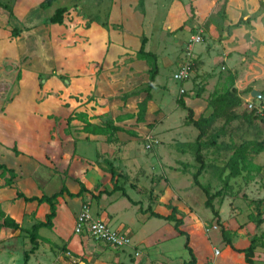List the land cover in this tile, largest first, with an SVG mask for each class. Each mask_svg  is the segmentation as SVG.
Instances as JSON below:
<instances>
[{
	"label": "crops",
	"instance_id": "1",
	"mask_svg": "<svg viewBox=\"0 0 264 264\" xmlns=\"http://www.w3.org/2000/svg\"><path fill=\"white\" fill-rule=\"evenodd\" d=\"M14 1L15 4H22L24 10L21 15L17 16L11 7L12 18L8 13L0 10V37H2L0 42L7 46L12 44L21 47L26 43L30 44L29 37L34 36V44H37V38L42 52L37 54L31 49H29L31 52L25 48L21 49L22 53L13 61L20 65V71L16 78L17 81H20L23 72L29 69L33 74V84L30 90L32 95L30 99L23 102L27 91L23 88L18 89L17 85L11 100L0 111V165L11 170L16 176L11 186L4 185V179L8 178V175L5 174L3 178H0V210L4 213V217L13 220L20 227V230L0 227V264H25V255L29 252L24 250H29V248L32 250L33 247L34 251L28 255L26 264H191L186 248L184 252H187V257L184 252L179 256L173 253L175 239L183 236L175 230L174 223L153 217L150 214L151 210L155 214L166 217L170 215L171 210L166 209V211L162 207L164 211H159L154 208V204L161 202L159 195L163 189H161L160 182L156 183L155 187L147 173L153 175L166 170L179 176L176 173L179 164H185L186 159L184 160L183 157L188 154L186 150L176 146L177 143L180 144V141L173 142L167 147L159 140V134L156 133L155 136L152 132L153 127L146 128L147 125L154 122L162 125L163 120L169 115L164 113L161 105L163 94L154 93L159 88H163L162 90L166 94L168 90L162 84L157 83L158 79L155 76L153 88L148 91L147 99V92L132 93L133 84L127 83L126 80L133 79L135 72H139L140 77H142L141 74L145 77L147 72L146 64L135 58L137 50L134 53H129L134 55V58L127 62L129 69L126 74L128 76L109 73V69L113 67L115 61L127 57L124 51L119 50V44H125L131 49L136 48V44L132 46L128 44L129 39L124 34V32L130 33V30L135 29L132 22H126L127 12L136 4V0L112 1L109 25L114 27V24H119L120 21L125 24L124 32L117 36L118 42L115 41L114 45L108 43L112 41L111 37L105 27L97 21L89 23L87 28L76 30L66 29L63 20L60 25L44 24L48 15L50 17V14L52 15L57 8L53 9L52 13H47L49 6L46 9L38 8L39 3L43 0ZM160 1H164L167 7L174 3V0ZM167 2L171 4H167ZM217 2L218 5H223L224 25L233 26L240 20L248 19V22H242L240 26L248 28L244 30L245 33L241 32L237 37L238 34L233 31L226 38L227 41L237 42L235 39H240L241 35L248 38L257 37L256 30L264 27V10L257 14L259 0H192L193 17L191 20L195 24L200 23L201 20L198 18L202 19L200 17L204 15L202 11L213 8ZM143 18L144 16L141 15L139 23ZM135 19L138 21L137 18ZM14 25L23 26L24 29L20 28L21 32L12 38L11 43H8L7 37L11 34L4 31L3 27H15ZM167 25V23L164 24V29L172 33L174 31L172 26ZM157 26L158 24L155 27ZM92 32L96 33V41L99 42L98 51L94 56L87 52V47H91L92 41L89 37ZM159 35H162V28H160ZM143 38H145L146 44L147 39ZM110 45H112L111 50ZM199 51L197 50L193 55L195 65L199 61H204ZM155 57L157 64V56L155 55ZM222 58H224L223 70H232L231 57H229L230 60H227L226 57ZM178 60L175 58V62ZM41 62L42 66H40ZM177 66H179L178 62ZM203 68L205 67L203 66ZM203 68L201 67L199 71H203ZM41 74L45 75V79L41 80L43 84L39 86L36 78ZM216 80L209 77L207 82L210 85L206 83L201 94L199 92L195 97L181 99L184 105L191 110L193 119H197L199 116L206 117L208 111L205 99L209 92L214 93ZM185 82L190 83L188 89L190 91L192 89L191 78ZM222 83L224 85L220 86L221 91L226 84L224 78ZM183 84H180L178 89L180 95L185 94ZM252 88L258 92L261 91L255 86ZM180 90L183 92L180 93ZM178 99L174 100L176 106ZM143 101L144 111L141 113L139 121L137 119L138 105ZM75 115L81 117L77 118ZM82 121L97 127L107 122L120 130L113 133L107 132L104 135L92 134L82 130L84 125ZM193 129L197 135L195 128ZM165 137H167L166 134ZM175 137L179 138L180 134ZM153 138L162 143L159 144L160 146L158 145L159 147H154L153 151L150 149L151 153L147 152L149 155H146L143 144ZM186 142L187 144L193 143L187 140ZM134 146L138 149H135ZM171 150L176 151L169 153ZM106 162L111 164L115 173V183L123 190L124 194L120 190L114 191L112 176L108 172ZM258 162V157L251 161L253 165L260 167ZM136 173L140 175L139 180L131 181L132 185L131 182H125V176L129 179V175H131L129 180H132ZM240 176L242 177V173ZM240 176L237 177L240 178ZM247 177L251 180L253 174L247 175ZM244 181L246 182V180ZM81 186L85 188V191L80 196L70 197L64 193L56 199V215L52 226L50 228L41 227L37 230V244L34 246L30 242L28 232L34 225L45 221L50 208L47 203L25 201L24 198L50 197L59 193L62 188H66L72 195H77L81 191ZM150 188H154L151 204L149 200ZM170 193L173 194V192ZM18 194L23 197H18ZM186 198L192 200L189 196ZM225 198L228 197H223V194L220 197L223 204H221L220 218L217 224L214 220L209 223L199 219L202 221L201 223L207 222L208 227L210 224L213 225L212 228L215 230H220L218 226L220 224L227 235H231L236 231L228 228L223 216L229 217L226 204L231 205L232 203H229L228 200L225 202ZM250 198V203L257 205L255 199ZM180 200L176 199L177 204L171 201V208L175 207L181 211V208L177 207ZM190 200L183 201L184 208L188 209L189 213L193 211L189 206L193 201ZM202 202L204 204V200ZM83 203L89 205L94 218L104 222L110 229L128 236L131 244L120 250L104 243L94 242L86 231L75 234L76 216ZM257 203L259 205L257 207L260 208L261 202ZM224 206L226 214L223 215ZM254 210L256 213L258 209ZM258 212L262 214L264 210H258ZM176 217L182 218L178 215ZM59 225L62 229H58ZM187 228L186 225L179 227L180 231L186 234L196 233L195 239H202V232L208 235L210 229L205 232L194 224ZM256 233L255 231L254 235H257ZM227 238L232 243L230 237ZM59 240L63 241L61 250L57 248ZM223 244L225 245L223 251L217 249H213L212 252L208 251L209 257H213L212 264H246L244 254L236 251L246 248H240L233 243L230 246L224 240ZM21 246L24 251L23 262H21L22 253L20 255L18 248ZM188 246L194 255L195 264H204V258H199L190 239ZM216 250L219 254L214 257L213 254ZM256 250L257 248L252 257L253 263L264 264L258 258ZM67 252L70 253V256L66 254ZM219 258L220 260H218Z\"/></svg>",
	"mask_w": 264,
	"mask_h": 264
},
{
	"label": "rangeland",
	"instance_id": "2",
	"mask_svg": "<svg viewBox=\"0 0 264 264\" xmlns=\"http://www.w3.org/2000/svg\"><path fill=\"white\" fill-rule=\"evenodd\" d=\"M112 1L113 0H52L50 1L47 13H52L51 11L53 9L64 7L65 12L62 15L63 24L66 29L71 30L87 28L89 23L93 21H97L101 25L106 24L105 30L109 33L112 40L108 43L114 45L115 41L118 42L117 36L124 32L125 24L123 21H120L121 23H115L114 27L109 25L110 23L108 21L111 16ZM14 2V0H0L1 4L12 7V9L15 10V15L19 16L23 12L24 7L22 4H15ZM220 3L223 4L224 2ZM167 4L171 3L167 2ZM191 5L192 0H174V3L168 7L164 1L143 0L142 9V0H136V4H134L131 7V10L127 12L128 16L126 22H132L133 28L135 29H133V31L130 30V33L124 32L129 39L128 44L130 46L136 44V48L131 49L126 47L125 44H119V50L124 51L127 57L115 61L113 67L109 69V73H119V76L125 75L129 69L127 62L132 61L134 58V55L129 53H134L138 49L141 39L146 37L147 42L144 44V50L146 52L154 53L157 56V83L162 84L165 89L168 90L166 94L164 93V90H162L163 88H159L156 89L154 93L163 94L161 105L164 113L169 115L163 120L162 125H160L161 123L158 124L154 122L145 127L147 129L153 127L152 132H154L155 136L156 133H158L159 140H161L167 147L173 142L180 141V144L177 143L176 146L180 149L186 150L189 154H186L183 157L184 160L186 159L185 164H179L176 172L179 176L169 173L166 170L154 173L153 175L147 173L152 180L151 183L156 187V183L160 182L162 185L161 189H163L160 192L161 195H159L161 202L158 204L156 203L153 206L159 211H164L162 207H164L165 210L167 209L170 211L172 206L171 201L177 204L176 199H181V202L178 203L179 206H177L178 208H181V211L177 210V215L182 216V225H186V229H188L187 227L194 224L198 226V228H202L205 232L210 228L208 235H205V233L202 232V239H195L196 233L191 235L190 233H185L183 236L177 237L174 241L175 248L173 249V253L176 256H179L186 251L185 242L187 239H190L196 252H198L197 254L199 258H204V264H212L213 262V257L210 258L208 255L209 250H211V252L213 249L223 251L225 245L223 244L220 230L213 229V225L211 224L209 225L210 227H208L207 222L201 223L202 221L199 219L201 218L203 221H208L209 223L214 220L217 224L210 209L205 207V204L202 202V200H204L205 203L203 192L192 184V174L198 165L193 158V149L187 146L191 144H187L186 140L193 142L196 134L192 126L185 122V111L176 106L174 100L176 98L186 100L191 98V96L195 97L199 92L201 94L204 90V85L206 86V83L209 84V82H207L209 77L217 79L214 86L215 90L213 92L221 93L220 86L224 85L222 83L224 78L226 84L223 90L226 89L230 91V94L239 100V104L237 106L224 108L220 117L214 119L209 126L204 128L205 135L200 140V142L204 143L200 150L204 168L199 175V181L202 185L208 186L211 193H215L222 189L223 197H228L227 199L225 198V202L228 200L229 203H232L231 205L225 203L228 207L227 210L229 212V217L224 215L226 214V207L224 206L223 219L226 221V225L229 229L236 231L235 234L231 233V235H228L233 245H237L240 248H247L250 245L251 240L257 238L255 249L257 248L256 252L258 258L264 263V247L261 245V243H264V213L260 215L263 219L256 217V215H258V210H264V203H262V201H264V151L260 152V154H250L248 157L250 162L258 157V163L260 164V172H252L250 175L253 174V179L251 180L247 177L248 174L245 172L242 173V177L240 176V178L228 177V170L225 168L233 149L242 142H262L264 145V106L260 104L261 100L249 98V93L254 89L252 88L254 86L260 88L261 91L259 92L264 94V27L256 30L255 35L257 37L252 36V38H248L241 35L240 39H235L237 42H229L226 38L233 31L238 34L237 37L241 32L245 33L244 30H247L248 28L240 26L242 22H248V19H245V21L240 20L233 26L224 25L223 21L225 17L223 13V5H218L217 2L213 8H208L203 11L201 10L204 15L200 16L202 19L198 18L201 22L195 24L191 20L193 17V9ZM258 7L259 11L257 14L264 10V1L259 0ZM12 9L10 15L11 18L13 17ZM0 10L4 11L2 8H0ZM141 15H143L144 18L139 23ZM135 18H137L138 21ZM166 23L168 24L167 26H172L174 33H169L164 29V24ZM148 24L150 25L148 26ZM157 24L158 26L155 27ZM14 26L15 27H3V30L10 35L13 34L14 30L18 29V31L21 32V30L24 29L23 26V28L17 25ZM20 28L22 29L19 30ZM160 28H162V35H159ZM208 29L211 31H207ZM193 30L194 32H201V42L193 46L191 50L192 59L193 55L196 54V51L200 50V55L204 58V61H199L196 65L191 63L189 78H191L192 89L189 91L190 83H186L185 81V83L175 81L172 76L178 70L179 66H177V62L180 65L184 60L185 42L189 35L193 34ZM11 36L7 37L8 43H11L12 38H15V36ZM1 38L2 37H0V40ZM89 38L92 43L90 48L87 47V52L91 56H94L98 51L99 45V42L96 41V33H90ZM34 39V36H30V44L26 43L21 47L19 45L13 46L12 44L7 46V44L0 42V58L4 57L3 59H0V111L5 104L11 100L13 91L17 85L19 87L18 89L23 88L27 91V96L23 98L25 100H23V102L30 99V96L32 95L30 94V90L32 89L33 84V74L27 69L23 72L20 81H17L16 77L17 74H19L20 65L13 61L22 53V48H25L26 50L28 49V51L31 49L37 54L40 51L42 52L39 40L36 38L37 44H34ZM112 45H110V50L112 49ZM224 54L228 55L225 56ZM222 57H226L227 60H230L229 57H231L230 64L232 65V70H223L224 58ZM175 58L176 60H179L175 62ZM20 62L21 60L19 63ZM40 64V66L43 65L42 62ZM203 66L205 68H203ZM201 67L204 69L203 71H199ZM134 74L135 76H133V79L128 78L126 80L127 83L133 84L134 89L132 90V93H145L147 72L145 77L142 74V77H140L139 72H135ZM126 76H128V74H126ZM44 79L45 75H39L36 78L37 84L41 86ZM41 80L43 81L41 82ZM180 84H183V89L185 90L184 95L178 93ZM190 93H192V95H190ZM211 94L212 93L209 92L207 99H205L206 104L210 101ZM248 104L252 105L251 109H256V111L260 112L256 115L251 113L255 118L250 119L249 123L245 118L246 115L250 116L251 109L247 107ZM207 111L208 115L211 112V109L207 108ZM165 134L167 137H165ZM179 134V138L175 137V135ZM150 140L157 142V144L150 148L152 151L156 146L159 147L162 143L155 138ZM210 141H212L211 145L208 144ZM147 142L148 141H146V143ZM135 149L138 148L135 147ZM150 149H144L146 155H149L147 152H150ZM172 151L176 150H171L169 153H173ZM129 176L131 178V175ZM124 179L125 182L129 183L134 180H139L140 175L139 173H136L135 178H132V180H129L127 176H125ZM243 179L246 180V182ZM153 190L154 188H150V204L153 197ZM170 192H173V194ZM186 196H189L192 200L186 198ZM250 197L255 199L254 201L257 205L250 203ZM185 200L193 201L190 202L189 205L193 209L191 213L188 212V209L184 208L185 204L183 201ZM257 202H261L260 208L257 207L259 206ZM221 204L223 203L221 202L220 197L216 198L213 202V205L218 212H220L222 207ZM255 208L258 209L256 213L254 210ZM257 220H260V222L257 223ZM2 221L3 218L0 217V222ZM218 226L220 227V224ZM58 229H62L60 225L58 226ZM255 231L257 232V235H254ZM193 236L195 237L193 238ZM206 238H208V240H206ZM57 242V248L61 250L63 247V244L61 243H63V241L59 240ZM18 248L20 250V255L22 253L21 262H23L24 251L29 252L28 255L34 251V249L31 250L30 248L29 250L23 251L22 246ZM16 251L18 252V249ZM184 255L187 257V252H184ZM218 260H220V258Z\"/></svg>",
	"mask_w": 264,
	"mask_h": 264
},
{
	"label": "trees",
	"instance_id": "3",
	"mask_svg": "<svg viewBox=\"0 0 264 264\" xmlns=\"http://www.w3.org/2000/svg\"><path fill=\"white\" fill-rule=\"evenodd\" d=\"M50 1H52V0H43L41 3H39L38 8L39 9H46L50 5ZM0 8H2L9 15H11V7H9L8 5L0 3ZM64 12H65L64 7L57 8L56 10H54L53 14L44 21V23L45 24H58V25H60L62 23V15ZM102 25L104 27L106 26V24H102ZM18 34H19V31L14 30L13 34H11V35L16 36ZM144 44H145V38H142L140 45H139L137 51L135 52V58L137 60L143 61L147 66L148 79H147L145 90H144L145 92H147V96H146V99H147L149 96L148 91L153 88V81H154V78L157 74V64H156L155 55L151 52H146L144 50ZM192 63H194V59L192 60ZM176 104L178 107H180L181 109H183L185 111V113H186L185 122L187 124H190L197 131V135H196L193 143H190L191 145H187L189 148L193 149V158H194V161L198 165L196 167L194 173L192 174V184H193V186L198 187L203 192V194L205 196V203H204L205 207L210 209V211L213 214L214 219H216V221L218 222L219 221V212L215 209L213 202L216 198L221 197L223 191H222V189H220V190L216 191L215 193H211L210 188L208 186L202 185L199 181V177H200L199 175L204 168L203 160H202V157L200 154L201 147L203 146L204 143L200 142V140L205 135L204 128L209 126L214 119L220 117L224 108L237 106L239 104V100L235 96L230 94V91H228L226 89L223 90L221 93H215L214 92L211 96L210 101L206 105L207 108L211 109V112L206 117L199 116L197 119L192 118L191 110L184 105L181 98H179L176 101ZM260 104H262L264 106L263 101H260ZM143 111H144V101H143V103H140L138 105V114L139 115H138L137 119L139 121L141 119V113ZM251 113L256 115L258 112L256 111V109L250 110V116L252 118L249 115H246V117H245L246 121L248 123L250 122V119L255 118L254 116L251 115ZM75 116L77 118L81 117L80 115H75ZM82 122L84 124L82 127V130L84 132H89L92 134L104 135L107 132L113 133L115 131L120 130L119 128L112 127L110 125V123H107V122L103 123L100 127L91 126L86 121H82ZM208 144L211 145L212 141H210ZM263 151H264V145L262 142L261 143L260 142L254 143L252 141H244L241 144H239L237 147H235L233 149V151H232V153L228 159V162L226 163L225 168L228 170V174H227L228 177H237V176H240L241 173H243V172L247 173L248 175L251 174L250 172L259 173L260 167L253 165L249 161L248 157L250 154H252V155L258 154V153L263 152ZM60 156H62V154H60ZM106 165L108 166L109 174L112 176V182L114 184V191L120 190L123 192V190L120 187H118L115 183V173L113 171V168L111 167V164L106 162ZM5 174L8 175L9 177L4 179V185L5 186H11L12 182L16 176L14 175V173L11 170L5 168L3 165H0V178H3ZM0 187H1V185H0ZM84 191H85V188L83 186H81L80 193H78L77 195H72L67 191L66 188H62V190L59 193H56L50 197L43 196L40 199L24 198L25 201H37L39 204L40 203H47L49 205V208H50V212H49V214L46 215L45 221L42 223L34 225L32 227V230L30 232H28V234L30 236V242L33 243L34 246H36V244H37V242H36L37 237H38L37 236V230L41 227H51V225H52V221L56 215V199L59 196H62L64 193H66L70 197L80 196ZM123 194H124V192H123ZM18 197H23V196L18 194ZM150 214L153 217L163 219V220H167L169 222H173L175 230L181 235L185 234L184 232L180 231V229H179V227L182 226L183 221H182V218L176 217L177 209L175 207L171 208L170 215L166 216V217L155 214V213L151 212V210H150ZM260 215L261 214L258 212L257 217H259ZM0 217L3 218L2 223H0V227H6V228L14 229V230H20L19 225L17 223H15L13 220L9 219L8 217H4V213L1 210H0ZM259 222H260V220L257 223H259ZM220 232H221V236H222L223 240L228 245L231 246V243L227 238L229 236L227 235V233L225 232V230L222 226H220ZM256 240H257V238H253L250 242V245L246 249L236 250V251L244 254L246 264H254L252 261V257H253L254 250H255ZM261 245L264 247V243H261ZM185 248L190 255V262L189 263L195 264L194 255L192 253V250L188 246V239L186 240ZM33 249H34V247H33ZM27 257H28V254L25 255V258H26L25 264L27 261Z\"/></svg>",
	"mask_w": 264,
	"mask_h": 264
},
{
	"label": "built area",
	"instance_id": "4",
	"mask_svg": "<svg viewBox=\"0 0 264 264\" xmlns=\"http://www.w3.org/2000/svg\"><path fill=\"white\" fill-rule=\"evenodd\" d=\"M200 34L201 32L196 31L193 34L189 35L188 39L186 40L185 57L182 63L179 65L177 72L173 74V80L184 82L189 79L191 63L193 60L191 56V50L194 45L201 42ZM182 92L183 91L180 90V93ZM247 107L251 109L252 105L248 104ZM155 144H157V142H155L154 140H148V142L144 144V148L149 150ZM82 231H86L90 239H92L94 242L104 243L115 249L121 250L131 244V240L128 236L110 229L104 222L94 218L87 203L82 204L75 220V232L80 233ZM66 254L70 256L69 252H67ZM218 254L219 252L216 250L214 252V257H216Z\"/></svg>",
	"mask_w": 264,
	"mask_h": 264
},
{
	"label": "water",
	"instance_id": "5",
	"mask_svg": "<svg viewBox=\"0 0 264 264\" xmlns=\"http://www.w3.org/2000/svg\"><path fill=\"white\" fill-rule=\"evenodd\" d=\"M249 98L255 99V100H261L264 102V94H261L260 92L254 90V89L250 91Z\"/></svg>",
	"mask_w": 264,
	"mask_h": 264
}]
</instances>
